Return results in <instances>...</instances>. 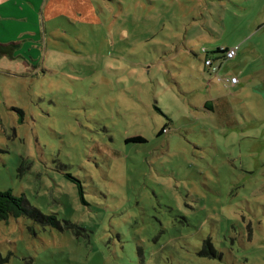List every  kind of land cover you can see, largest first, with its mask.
I'll use <instances>...</instances> for the list:
<instances>
[{"label":"rangeland","instance_id":"rangeland-1","mask_svg":"<svg viewBox=\"0 0 264 264\" xmlns=\"http://www.w3.org/2000/svg\"><path fill=\"white\" fill-rule=\"evenodd\" d=\"M33 3L0 27L28 39L0 58V192L36 212L0 221V264H264V0ZM231 48L234 88L204 66Z\"/></svg>","mask_w":264,"mask_h":264},{"label":"trees","instance_id":"trees-1","mask_svg":"<svg viewBox=\"0 0 264 264\" xmlns=\"http://www.w3.org/2000/svg\"><path fill=\"white\" fill-rule=\"evenodd\" d=\"M19 49L16 44H1L0 43V58L9 57L13 58V54ZM215 55L221 53L220 49H217ZM207 59V58H205ZM165 129H162L161 133H164ZM134 142H143L142 139H134ZM26 202L21 197L14 196L10 191L0 192V221H7L9 218L17 219L25 214H36L29 210ZM207 246V242L204 243Z\"/></svg>","mask_w":264,"mask_h":264},{"label":"crops","instance_id":"crops-1","mask_svg":"<svg viewBox=\"0 0 264 264\" xmlns=\"http://www.w3.org/2000/svg\"><path fill=\"white\" fill-rule=\"evenodd\" d=\"M41 4L40 5L38 4V6L40 8V15L42 16L44 12L47 13V14L44 13V15H46V16L48 14H51L52 11L48 10L49 9V5L47 6L46 1L44 3H41ZM33 9H35L33 0H24L23 2H20V1L18 2V0H0V27L1 28L2 27H4V28L6 27L5 29H2V30L7 31L10 28V23L11 22H14L13 24H15L16 21L20 20V18L17 19L15 16H17L19 14L24 15L28 10H33ZM7 14H15L14 15L15 18H9L8 19L7 17H5ZM10 19H13V20H10ZM22 20H24V19H22ZM24 29H26V28H24ZM24 29H22L21 30L22 33L21 34L19 33V35H18V39H21L20 44H19V42L15 43L16 45L19 46V48L21 47V44H23L24 41L28 40L25 37L27 31L24 30ZM1 44H11V42H5V43H1ZM16 55H17V51L13 54V57H15ZM220 71H221V69H220ZM221 77H223V76H221ZM232 77H235V76H232ZM234 87L235 86H233V88ZM211 103H212V101L211 102L207 101V103H205V105L206 104L210 105ZM215 107H219V105L215 104Z\"/></svg>","mask_w":264,"mask_h":264},{"label":"built area","instance_id":"built-area-1","mask_svg":"<svg viewBox=\"0 0 264 264\" xmlns=\"http://www.w3.org/2000/svg\"><path fill=\"white\" fill-rule=\"evenodd\" d=\"M221 53L218 54L216 59L207 58L204 60V66L207 68V71L216 76L218 81L223 82L225 87H233L238 83L237 78L235 77H224L222 78L219 76V72L221 67L217 66L216 63L220 61H227L232 60L237 54V48H231V49H220ZM202 53L205 54V51L202 50ZM165 132V131H164Z\"/></svg>","mask_w":264,"mask_h":264}]
</instances>
